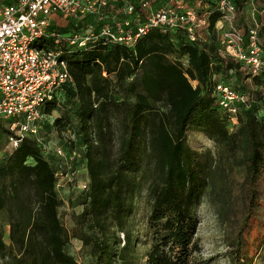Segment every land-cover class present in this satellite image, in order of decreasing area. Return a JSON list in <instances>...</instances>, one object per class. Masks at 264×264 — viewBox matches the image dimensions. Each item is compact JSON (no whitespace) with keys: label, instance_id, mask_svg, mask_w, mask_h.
I'll list each match as a JSON object with an SVG mask.
<instances>
[{"label":"trees","instance_id":"obj_1","mask_svg":"<svg viewBox=\"0 0 264 264\" xmlns=\"http://www.w3.org/2000/svg\"><path fill=\"white\" fill-rule=\"evenodd\" d=\"M18 1L6 0L0 6ZM140 1L129 0L137 10ZM218 1L202 0V13L208 14L210 26L195 42L182 29L165 33L152 29L135 47L112 45L103 39L81 49L66 44L59 47L61 60L68 64L71 75L60 95L78 101L80 106L78 118L88 171L86 188H81L83 209L69 231L60 218L63 202L58 193L60 176H67L69 171L59 169L54 162L67 158L55 152L47 154L35 139L22 140L19 148L0 162L2 264H80L67 253L73 239L88 250L90 264H138L140 240L134 236L133 212L144 191L151 200L146 263L199 264L195 242L199 208L211 185L214 159L211 153L191 147L190 131L214 139L230 155L237 151L242 137L248 142L246 211L234 250L238 257L243 237L255 227L264 204V121L258 116L264 96L254 89L264 71L253 76L223 55L220 38L216 37L221 18ZM231 1L238 11L242 2ZM92 18L71 21L75 31L64 35L87 33L84 26ZM204 35L211 38L205 39ZM259 36L261 40V30ZM44 43L54 46L51 40ZM176 54L186 58L188 65L172 62L170 56ZM141 69L145 72L132 86L136 100L128 104L124 136L118 155H114L108 113L117 104L115 85ZM214 69L237 77L240 87L230 81H217ZM219 83L251 96L249 106L239 108L236 122L219 106L215 94ZM58 99L59 95L44 106L49 116L56 110ZM159 103L165 104L168 111L154 112ZM64 119L66 115L55 125L58 127Z\"/></svg>","mask_w":264,"mask_h":264},{"label":"built area","instance_id":"obj_2","mask_svg":"<svg viewBox=\"0 0 264 264\" xmlns=\"http://www.w3.org/2000/svg\"><path fill=\"white\" fill-rule=\"evenodd\" d=\"M121 3L126 5L117 9L116 5ZM196 5L202 7V0H197ZM110 8L115 10L116 17L108 23L105 20ZM217 12L221 18L216 31L220 34L223 55L240 63L249 74H261L264 50L258 26L248 33L239 28L238 11L231 0H219ZM87 16L98 18L101 24L98 30L64 35L53 28L57 18L77 23ZM209 26L208 14L192 7L191 0H168L157 9L151 7L149 0H141L139 10L129 0H19L0 6V122L5 120L8 124L2 127L7 133V145L0 149V162L18 149L25 138L35 139L47 154L54 152L40 139V131L50 117L44 106L71 80L68 64L61 60L59 47L63 44L81 49L103 39L112 45L135 47L152 29L163 33L182 29L195 42ZM46 40H51L54 46L44 43ZM215 94L219 106L234 122L239 108L249 106L251 101L249 94L237 92L224 83L217 84ZM55 154L65 156L60 148ZM81 188L85 189V184Z\"/></svg>","mask_w":264,"mask_h":264},{"label":"rangeland","instance_id":"obj_3","mask_svg":"<svg viewBox=\"0 0 264 264\" xmlns=\"http://www.w3.org/2000/svg\"><path fill=\"white\" fill-rule=\"evenodd\" d=\"M12 1V0H11ZM14 1V0H13ZM140 1V0H134ZM166 0H149L152 8H159ZM238 5L237 25L243 31L258 26L261 30V43L264 48V0H240ZM191 1L192 7H196L202 13L203 8L196 5V1ZM6 3V0H0V5ZM199 4V3H198ZM121 12V16H122ZM115 15V16H114ZM118 16V15H117ZM116 17L115 10H107L105 22H112ZM120 17V16H119ZM100 21L93 16L84 26V31L90 32L97 28ZM68 18H58L54 22V29L62 34L73 31ZM75 31V30H74ZM220 38V34L216 36ZM172 62L181 61L185 66L188 65L186 58L179 55L170 56ZM145 72L141 69L137 75L127 79L124 83L115 85V100L117 104L110 108L108 116L111 122L113 134V153L118 155L121 146V140L124 136V122L127 115L128 104L135 102L132 93V86L137 83ZM217 81H230L233 86H239V80L235 76H229L224 71L214 69ZM260 84L254 86L257 92L264 96V74L261 76ZM78 101L69 98L67 95H60L57 101L56 110L42 124L40 139L49 144L53 151L60 148L65 157L63 160L54 161L59 165V169L66 172L68 176H60L58 193L62 199L63 205L59 214L63 225L69 230L75 227V216L80 214L84 202V194L81 192V186L88 181L87 160L85 158V147L83 142L81 123L78 118ZM165 104L155 105L154 112H167ZM57 127L55 121L64 118ZM259 118L264 121V106L261 107ZM8 124L5 120L0 122V149L4 150L7 145V133L2 127ZM73 140L74 143H73ZM188 141L193 149L200 153H211L214 159L212 167L211 185L203 197L199 208V228L196 237V246L198 253L196 261L199 264H264V204L260 210L259 220L255 222L245 237H243L244 246L238 257H235L234 250L237 243V236L245 215V182L247 179L246 160L249 154L248 142L242 137V141L234 154L225 152L214 139L207 137L202 133L190 131ZM8 155V154H7ZM6 155V156H7ZM77 157H74V156ZM57 157V156H56ZM76 158V159H75ZM33 163V161H30ZM148 160L145 157L143 168H147ZM150 166V165H149ZM151 167V166H150ZM74 173V177L72 174ZM151 212V200L146 191L136 200L133 222L136 225L134 236L139 238L138 264H147L145 254L149 249L150 239L147 238L148 217ZM9 227H6V242L8 240ZM124 240V236H121ZM67 253L74 257L80 264H90L88 250L83 244L73 239L67 247ZM0 264L2 260L0 259ZM119 264V263H117Z\"/></svg>","mask_w":264,"mask_h":264},{"label":"crops","instance_id":"obj_4","mask_svg":"<svg viewBox=\"0 0 264 264\" xmlns=\"http://www.w3.org/2000/svg\"><path fill=\"white\" fill-rule=\"evenodd\" d=\"M57 20H58V18H57V19H55V21H54V22H55V23H57ZM204 38H205V39H210L211 37H209V36H207V35H204Z\"/></svg>","mask_w":264,"mask_h":264}]
</instances>
